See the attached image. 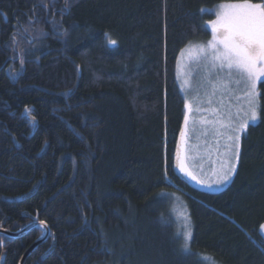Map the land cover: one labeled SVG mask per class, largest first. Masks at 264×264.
Here are the masks:
<instances>
[{"label": "trees", "instance_id": "obj_1", "mask_svg": "<svg viewBox=\"0 0 264 264\" xmlns=\"http://www.w3.org/2000/svg\"><path fill=\"white\" fill-rule=\"evenodd\" d=\"M238 2L0 0V228L31 217L50 231L25 264H264V79L224 188L173 168L181 55L209 36L214 7ZM30 231L0 248L3 264L42 235Z\"/></svg>", "mask_w": 264, "mask_h": 264}, {"label": "snow or ice", "instance_id": "obj_2", "mask_svg": "<svg viewBox=\"0 0 264 264\" xmlns=\"http://www.w3.org/2000/svg\"><path fill=\"white\" fill-rule=\"evenodd\" d=\"M215 11L216 19L210 22L212 39L207 45H190L189 59L203 66V80L211 89L206 91L209 104L218 93L221 97L228 93L235 95L241 88L248 103L243 119L239 118V114L233 119L230 111L224 113L217 110L213 112V119L201 120L202 124L212 125L210 131L215 135H223L220 129L228 133L225 147L229 156V167L221 177L223 181L228 180L230 174L236 170L235 163L230 161L232 158L239 159L241 135L246 133L249 121L255 123L258 119L257 82L264 78V0L261 3L242 0L238 3L221 4ZM105 37L110 45L116 44L107 33ZM192 52H195V56H192ZM196 99L202 98L197 94ZM191 107L192 105L185 104L186 109ZM200 110L196 108V111ZM185 123H188L187 116ZM208 131L205 130L206 135ZM181 135L185 133L182 132ZM183 170L181 164V171ZM186 174L191 176V173ZM191 178L195 179L194 176ZM261 228L264 229V225ZM184 239L183 250L187 252V241L191 239V233L187 232ZM202 259L209 261V264H216L210 257Z\"/></svg>", "mask_w": 264, "mask_h": 264}, {"label": "rangeland", "instance_id": "obj_3", "mask_svg": "<svg viewBox=\"0 0 264 264\" xmlns=\"http://www.w3.org/2000/svg\"><path fill=\"white\" fill-rule=\"evenodd\" d=\"M218 6L214 7L212 10L214 18L211 21L216 19L215 10ZM211 21L204 24L209 32V36L195 42L194 44L207 45L212 39L210 28ZM190 51L191 49L189 45L181 55L180 62L178 63L179 67H177V73L182 82L180 86L184 91L186 103L192 105L191 109H186L188 123L186 124L184 120L185 135L182 137L180 169L181 164H183L184 170L182 173L187 178L200 185L202 189L208 192H217L230 182L235 173V171L232 172L228 180H221V177L228 171L229 167V156L225 147L228 143L226 138L228 133L224 129H220V132L223 133V135H215L210 131L212 125L202 124L201 120L204 118L213 119V112L217 110L224 113L230 111L233 119H236L237 114H239V118L243 119L245 112L248 109V103L243 89L241 88V90L237 91L235 95L228 93L221 97L218 93L212 98V103L209 104L208 98L206 97V91H211V89L203 80V66L190 61ZM191 54L192 56H195V52H192ZM263 79L264 78L261 80ZM259 82L260 81L257 82V91ZM197 94L202 98L201 100L196 99ZM237 97H239V99H237ZM257 105L259 109V95L257 96ZM197 107L201 110L196 111ZM255 123L249 121V125ZM205 130H209L207 135L205 134ZM238 160L232 158L230 162L235 163L237 167ZM186 173H191V176ZM192 176H194L195 179L191 178ZM197 181H199V183ZM177 204L178 203H175L171 210L175 214L174 218L176 227L180 230V236H182L183 241L185 242V234L190 231L189 219L187 218L185 209ZM260 232L264 237V229L261 228Z\"/></svg>", "mask_w": 264, "mask_h": 264}, {"label": "water", "instance_id": "obj_4", "mask_svg": "<svg viewBox=\"0 0 264 264\" xmlns=\"http://www.w3.org/2000/svg\"><path fill=\"white\" fill-rule=\"evenodd\" d=\"M183 132V130H181L179 132L178 135V139H177V145H176V149H175V153H174V159H173V168L175 173L181 177L182 179H186V176L182 173L181 169H180V156H181V144H182V137L183 135H181V133ZM35 192V190H34ZM33 194V192L31 194H27L25 196H22L20 198H17L16 201H22L24 199L29 198L31 195ZM33 228H38L43 230L45 236L47 237L50 233L49 228L47 227V225L45 223H32L29 226L21 229L20 231H18L17 233L11 235L12 237H21L24 236V234L33 229ZM42 243V240H36L27 250L26 252L23 254L22 258L20 259L18 264H24L25 260L30 256V254ZM3 260L4 258H1L0 264H3Z\"/></svg>", "mask_w": 264, "mask_h": 264}, {"label": "flooded vegetation", "instance_id": "obj_5", "mask_svg": "<svg viewBox=\"0 0 264 264\" xmlns=\"http://www.w3.org/2000/svg\"><path fill=\"white\" fill-rule=\"evenodd\" d=\"M18 35H21V36H23V35H27L26 34V31H25V29L23 28V27H21V28H17V26L15 25L14 27H13V31H12V33H11V37L12 38H15V36H18ZM9 60L10 61H14L15 59L11 56V57H9ZM27 220H29V222L30 223H32V221H31V217H25ZM15 227H17L16 225H14ZM14 227H12V228H8V227H4V228H0V248L2 249L4 246H5V244L6 243H10V241H13V240H16V239H19V238H21V237H23V236H21V237H12L11 235H13V234H15V233H17L19 230H21L22 228H20V229H17V228H15V229H13ZM31 232V231H30ZM29 233V232H28ZM26 235V234H25ZM49 238H50V233H49V235L47 236V240H45L42 244H44V243H46V241H48L49 240ZM41 245V244H40ZM46 256H43L42 258L44 259ZM26 261V260H25ZM25 264V263H24Z\"/></svg>", "mask_w": 264, "mask_h": 264}, {"label": "bare ground", "instance_id": "obj_6", "mask_svg": "<svg viewBox=\"0 0 264 264\" xmlns=\"http://www.w3.org/2000/svg\"><path fill=\"white\" fill-rule=\"evenodd\" d=\"M35 222H36V223H41V222H37L36 219H32V223H35ZM32 223H30V224H32ZM30 224L24 226L23 228L29 226ZM23 228H22V229H23ZM33 229H34V228H33ZM19 231H20V230H19ZM29 231H30V230H29ZM41 231H43V230H41ZM27 232H28V231H27ZM27 232H26V233H27ZM26 233H25V234H26ZM25 234H24V235H25ZM46 238H47V237L45 236L44 232H42V235H41V237L39 238V240H42V242H44V241L46 240ZM37 240H38V239H37ZM53 247H54V245L50 248V250L46 253V255H47V254L53 249Z\"/></svg>", "mask_w": 264, "mask_h": 264}]
</instances>
